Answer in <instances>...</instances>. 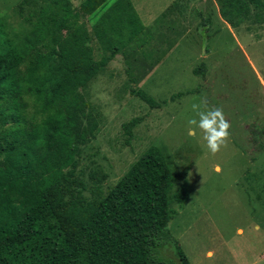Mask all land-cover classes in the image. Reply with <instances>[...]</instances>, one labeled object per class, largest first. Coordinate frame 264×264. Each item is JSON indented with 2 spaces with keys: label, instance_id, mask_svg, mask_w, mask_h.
Segmentation results:
<instances>
[{
  "label": "rangeland",
  "instance_id": "374dc122",
  "mask_svg": "<svg viewBox=\"0 0 264 264\" xmlns=\"http://www.w3.org/2000/svg\"><path fill=\"white\" fill-rule=\"evenodd\" d=\"M48 1L0 0V52L34 28ZM68 1L77 10L84 0ZM98 1L82 18L95 59L102 48L91 29L114 0ZM129 1L146 29L78 90L97 127L79 146L75 178L106 193L155 148L173 177L169 195L181 187L187 194L179 206L169 203L175 213L167 231L188 263L264 264V24L251 10L249 20L230 28L214 0ZM200 65L203 73L193 74ZM193 103L223 109L230 122L215 154L188 123L198 120ZM39 112L26 99L20 127L36 124ZM173 250L169 244L158 252L176 264Z\"/></svg>",
  "mask_w": 264,
  "mask_h": 264
},
{
  "label": "trees",
  "instance_id": "16d2710c",
  "mask_svg": "<svg viewBox=\"0 0 264 264\" xmlns=\"http://www.w3.org/2000/svg\"><path fill=\"white\" fill-rule=\"evenodd\" d=\"M214 1L230 28L251 10L264 24V0ZM99 3L84 0L76 10L49 0L34 28L0 52V264H172L158 252L169 244L176 264H189L167 231L169 203L179 206L187 194L181 187L169 195L173 177L157 149L106 193L75 178L79 146L97 127L78 90L146 29L129 0H114L91 29L102 48L95 59L82 18ZM26 99L42 118L21 128Z\"/></svg>",
  "mask_w": 264,
  "mask_h": 264
},
{
  "label": "clouds",
  "instance_id": "9594fccd",
  "mask_svg": "<svg viewBox=\"0 0 264 264\" xmlns=\"http://www.w3.org/2000/svg\"><path fill=\"white\" fill-rule=\"evenodd\" d=\"M191 108L198 120L189 119V125L199 128L203 133V139L207 142V148L211 153H217L229 136L230 122L225 118L223 109L207 108L206 105L197 103H193ZM237 233L241 234L242 229H237ZM212 255L211 251L207 253L208 258Z\"/></svg>",
  "mask_w": 264,
  "mask_h": 264
},
{
  "label": "crops",
  "instance_id": "0c3cea01",
  "mask_svg": "<svg viewBox=\"0 0 264 264\" xmlns=\"http://www.w3.org/2000/svg\"><path fill=\"white\" fill-rule=\"evenodd\" d=\"M255 176H256V174H255ZM252 179H254V178H252ZM255 179H258V177L256 176ZM184 201H185V200H184ZM237 229H238V228H237ZM237 229H236V233H237ZM180 250H181V249H180ZM208 252H210V251H207V252H206V256H207V253H208ZM182 253H183V252H182ZM183 255H184V254H183ZM185 258H186V257H185ZM186 260H187V259H186Z\"/></svg>",
  "mask_w": 264,
  "mask_h": 264
}]
</instances>
